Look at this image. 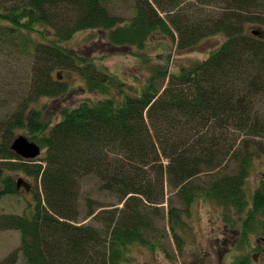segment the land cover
<instances>
[{"label":"trees","instance_id":"1","mask_svg":"<svg viewBox=\"0 0 264 264\" xmlns=\"http://www.w3.org/2000/svg\"><path fill=\"white\" fill-rule=\"evenodd\" d=\"M123 1L132 2L127 19L111 12L109 0H0V54L15 48L30 58L24 86H0V200L23 189L18 173L30 180L23 179L32 195L28 214H0V231L21 234L19 248L0 264H18L20 257L26 264H130L134 246L154 248L143 238L155 226L146 209L163 203L165 182L179 191L186 214L205 197L226 208L229 224H236V214L241 239L264 235V180L250 200L245 188L264 148L243 142L264 139V0ZM208 5L220 10L207 13ZM91 29L140 57L155 35L171 39L178 51L210 36L222 40L190 67L169 70L167 56L132 93L118 76L65 48L76 33ZM56 69L76 72L96 97L50 112V103L39 100L67 92L52 75ZM19 135L39 145V158L12 151ZM226 161L236 167L221 170ZM206 173L212 178L195 189L192 181ZM85 178L122 208L94 206L82 195ZM83 201L87 212L80 220ZM182 212L169 201L179 250ZM88 218L99 226L81 224ZM233 264L251 263L245 256Z\"/></svg>","mask_w":264,"mask_h":264},{"label":"rangeland","instance_id":"2","mask_svg":"<svg viewBox=\"0 0 264 264\" xmlns=\"http://www.w3.org/2000/svg\"><path fill=\"white\" fill-rule=\"evenodd\" d=\"M190 3H193V1L190 0ZM108 6L113 14L124 19L129 18L133 12L132 2L130 1L109 0ZM195 6L196 4L192 5V7ZM197 6L202 8L198 4ZM219 10L218 5L205 7L207 13ZM161 15L165 18L164 14ZM159 37L155 35L153 40L147 42L142 51L146 55L144 57H140L142 55L135 48L111 45L107 41L106 32L93 29L76 33L65 44V48L82 59L91 60L99 69L118 76L124 82L127 90L131 89V92L135 93L147 82L153 69L159 64L165 63L167 56H169V70H177L180 66L190 67L206 59L208 54L222 40L217 36H210L198 42L194 49L178 51L176 44L171 39L167 38L163 42L164 39L160 40ZM29 68V56L17 54L15 48L8 55H1L0 86L2 81L5 85H9L11 89H15L19 84L24 86L28 80ZM52 75L54 77L58 76V80L67 87V92L56 99L48 97L39 100V104L50 103L49 107L53 108L50 109V112L54 109L58 111V108L65 105H75L96 97L95 94L87 91L84 81L76 72L56 69ZM166 83L167 80L164 84ZM3 96L4 94L0 91V98ZM241 139L242 136L238 143ZM243 140V142L249 141L254 148H264V139L262 138ZM226 162L228 163L221 170H233L236 167L233 161ZM251 170L245 185L248 200L251 199L253 191L258 187L260 181L264 180V158L254 159ZM16 176L27 182L30 181L19 173ZM211 178L212 173L202 174L195 178L192 184L195 189L201 190L205 188V182ZM171 187L170 184L168 185L165 182L163 203L147 206L146 209L155 226L152 230L146 232L143 238L146 242L154 244V248L150 249L145 246L146 244L141 247L134 246L132 252L128 254L130 264H233L236 259L245 256L250 258L251 264H264V235L250 236L251 234H249L250 237L246 241L241 239L239 237L241 222L237 221L236 214L233 215L236 217L234 218L236 224H229L226 218V208L218 206L205 197L199 196L196 198L186 214L187 210H185V206L180 200L179 191L177 188L170 190ZM97 189L95 179L85 178L82 180V195L83 197L89 196L91 201L94 200V206L110 209L112 208L110 205H116L115 207H118V210L122 208V204L117 205L118 200L114 195L98 192ZM170 200L172 205L183 210L181 218L186 223L182 229L181 227L177 229V233H181V236L185 238L180 250L178 247L180 236H175L170 230L168 217ZM31 201L32 195L24 189H20L18 194L6 196L0 200V214H22L24 212L28 214L30 211L27 206L30 205ZM83 204L84 201L81 202L80 220L87 212ZM117 213L119 212L117 211ZM81 224L99 226L90 218L83 220ZM20 242V232L0 231V260L9 252L19 248ZM18 264L26 263L20 257Z\"/></svg>","mask_w":264,"mask_h":264},{"label":"water","instance_id":"3","mask_svg":"<svg viewBox=\"0 0 264 264\" xmlns=\"http://www.w3.org/2000/svg\"><path fill=\"white\" fill-rule=\"evenodd\" d=\"M11 149L19 157L26 160H33L40 154V147L36 143L29 141L26 137L21 135L13 140ZM20 187H23L26 192H29L30 190V185L21 178L17 181V188Z\"/></svg>","mask_w":264,"mask_h":264}]
</instances>
